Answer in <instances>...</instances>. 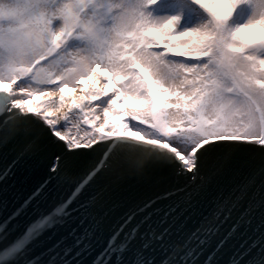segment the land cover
<instances>
[{
	"label": "snow or ice",
	"instance_id": "obj_1",
	"mask_svg": "<svg viewBox=\"0 0 264 264\" xmlns=\"http://www.w3.org/2000/svg\"><path fill=\"white\" fill-rule=\"evenodd\" d=\"M191 2L207 19L178 31L160 0H0V179L26 157L48 176L0 191V264H85L82 224L102 233L88 264H264V0ZM127 180L143 194L101 220ZM205 203L242 214L189 229ZM60 229L74 245H47Z\"/></svg>",
	"mask_w": 264,
	"mask_h": 264
},
{
	"label": "water",
	"instance_id": "obj_2",
	"mask_svg": "<svg viewBox=\"0 0 264 264\" xmlns=\"http://www.w3.org/2000/svg\"><path fill=\"white\" fill-rule=\"evenodd\" d=\"M23 147L22 144L17 145V150ZM47 161L42 158L36 157H26L21 160L17 167L8 172L7 176H4L3 179H0V191H5L9 196L15 195L17 199L26 196L31 189L48 180L47 168L45 167ZM6 171L2 162H0V176H3V173ZM173 183L177 188L172 190L175 192L178 188H183L184 182L182 180H175ZM68 185L64 186L65 191L68 189ZM143 194V186L140 182L135 180H127L121 183L112 193L111 197L108 200L107 204L103 206L100 211V219L104 220L107 218L116 217L120 214L122 208L124 207L125 201L131 196H139ZM155 198V197H154ZM178 197H173V200H178ZM172 201H169L171 203ZM242 214L237 210L236 213H233L231 218L224 220L223 217L217 221L215 215L213 214L212 208L209 204L205 203L201 205L199 211L192 215L191 218H186L187 226L189 229L195 231L197 228L200 229L201 233L205 229L210 227L219 226L220 233H226L233 226V221L237 219V215ZM204 217H207L205 220ZM90 219V218H89ZM87 235L85 236V232ZM75 236L84 237L83 244H91V252H84L82 256L76 257L75 252L80 251L79 248L73 250L72 256H69L68 259H75L84 261L85 264H88L101 250V243L98 241L102 240V233L96 232L94 229H90L87 224H82L76 228ZM75 236L71 233L66 232L64 229L58 230L53 236H51L46 242L50 247L52 244L57 243L58 241H63L61 248L70 247L75 244ZM81 245V248L83 247ZM195 246V242L193 245ZM201 257L200 259H203ZM38 259H44L50 261L51 256L49 254H44L43 256L38 257Z\"/></svg>",
	"mask_w": 264,
	"mask_h": 264
},
{
	"label": "rangeland",
	"instance_id": "obj_3",
	"mask_svg": "<svg viewBox=\"0 0 264 264\" xmlns=\"http://www.w3.org/2000/svg\"><path fill=\"white\" fill-rule=\"evenodd\" d=\"M151 11L157 17L180 15L181 20L177 25L178 31L194 28L207 19L206 14L197 5L193 4L191 0H160V3L154 6ZM252 13V7L242 2L234 9L226 24L228 27L239 26L247 22ZM256 54L264 56V48H260L256 51Z\"/></svg>",
	"mask_w": 264,
	"mask_h": 264
}]
</instances>
